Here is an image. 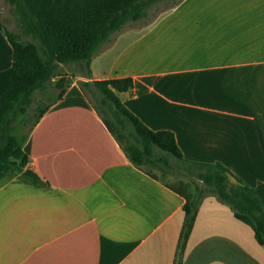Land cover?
I'll return each mask as SVG.
<instances>
[{
	"label": "crops",
	"instance_id": "obj_1",
	"mask_svg": "<svg viewBox=\"0 0 264 264\" xmlns=\"http://www.w3.org/2000/svg\"><path fill=\"white\" fill-rule=\"evenodd\" d=\"M126 25L32 129L27 167L0 179V264H264L252 227L201 202L181 252L185 198L132 164L79 81L132 78L119 94L185 159L264 183V0H182ZM0 17V95L13 50ZM9 30V29H8Z\"/></svg>",
	"mask_w": 264,
	"mask_h": 264
},
{
	"label": "trees",
	"instance_id": "obj_2",
	"mask_svg": "<svg viewBox=\"0 0 264 264\" xmlns=\"http://www.w3.org/2000/svg\"><path fill=\"white\" fill-rule=\"evenodd\" d=\"M6 1L21 30L31 39L23 40L4 26L13 63L10 83L0 95V179L17 177L35 187H48L27 167L24 146L34 126L72 83L60 73L61 66L79 64L84 75L90 76L91 59L102 46L126 25L146 19L150 8L161 0ZM168 1L165 9L182 0ZM79 86L132 164L185 198L181 252L198 208L209 196L228 205L237 219L252 227L258 243L264 246V183L251 187L219 162L185 159L173 132L149 128L122 102L119 94L133 88L132 78L79 81ZM38 93L49 95L51 100L39 107L30 128L23 132ZM174 172L189 181L168 184L166 179Z\"/></svg>",
	"mask_w": 264,
	"mask_h": 264
},
{
	"label": "rangeland",
	"instance_id": "obj_3",
	"mask_svg": "<svg viewBox=\"0 0 264 264\" xmlns=\"http://www.w3.org/2000/svg\"><path fill=\"white\" fill-rule=\"evenodd\" d=\"M168 0H161L155 3L149 10L148 17L145 20H150L154 15H156L158 12L162 11L167 7L169 4ZM0 17L6 23V26L8 29L12 32L17 33L21 39L23 40H30L31 38L28 37L20 28L19 23L15 20L12 8L10 7L9 3L6 0H0ZM144 21V20H143ZM142 22V21H139ZM60 73L67 77L69 80H74L77 75H83L84 72L79 64H66L62 65L60 68ZM58 77L56 76L52 80V84L57 81ZM51 98L49 95L45 94H36L35 95V102L30 108V115L31 118L27 125L23 126L22 131L27 132L30 128V124L34 119V115L39 112V107H42L50 102ZM39 105V106H38ZM155 174L157 176H160V172L156 171ZM181 181L188 182L189 180L184 177L182 174H177L174 172V174H171L167 177L166 182L171 185H179Z\"/></svg>",
	"mask_w": 264,
	"mask_h": 264
}]
</instances>
